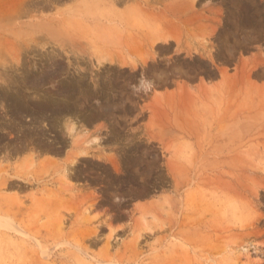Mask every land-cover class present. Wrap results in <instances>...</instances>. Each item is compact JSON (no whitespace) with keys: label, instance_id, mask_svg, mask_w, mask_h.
Instances as JSON below:
<instances>
[{"label":"rangeland","instance_id":"374dc122","mask_svg":"<svg viewBox=\"0 0 264 264\" xmlns=\"http://www.w3.org/2000/svg\"><path fill=\"white\" fill-rule=\"evenodd\" d=\"M0 264H264V0H0Z\"/></svg>","mask_w":264,"mask_h":264}]
</instances>
